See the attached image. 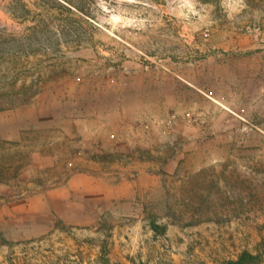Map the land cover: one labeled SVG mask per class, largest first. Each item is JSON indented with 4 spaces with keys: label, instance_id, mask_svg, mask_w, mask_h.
Segmentation results:
<instances>
[{
    "label": "rangeland",
    "instance_id": "rangeland-1",
    "mask_svg": "<svg viewBox=\"0 0 264 264\" xmlns=\"http://www.w3.org/2000/svg\"><path fill=\"white\" fill-rule=\"evenodd\" d=\"M244 250L264 256V0H0V264Z\"/></svg>",
    "mask_w": 264,
    "mask_h": 264
},
{
    "label": "trees",
    "instance_id": "trees-1",
    "mask_svg": "<svg viewBox=\"0 0 264 264\" xmlns=\"http://www.w3.org/2000/svg\"><path fill=\"white\" fill-rule=\"evenodd\" d=\"M67 10H72L73 8L82 11L83 9L80 7L78 8V6H76L75 4H73L72 2H67ZM47 21V20H46ZM39 24H34V31H37V28L39 27ZM152 229L154 230V232H161V233H166L167 228L166 227H162L159 224H157L156 222H152L151 224ZM264 261V256L263 253H261L259 250H257L256 252H251L249 250H244L242 251L236 258L234 259H228V260H222L221 262H218V264H260ZM117 264H121V263H117Z\"/></svg>",
    "mask_w": 264,
    "mask_h": 264
}]
</instances>
